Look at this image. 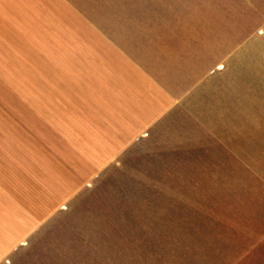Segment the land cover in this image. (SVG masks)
Wrapping results in <instances>:
<instances>
[{"label": "rangeland", "instance_id": "obj_1", "mask_svg": "<svg viewBox=\"0 0 264 264\" xmlns=\"http://www.w3.org/2000/svg\"><path fill=\"white\" fill-rule=\"evenodd\" d=\"M128 18L180 30L188 56L198 49L196 82L168 107L173 123L98 173L82 176L74 157L32 165L30 182L40 167L46 184L60 174L77 186L55 188L62 201L46 203L35 234L0 237V264H226L239 253V219L264 196V0H0V139L37 110L15 103L68 97L61 57L100 36L91 22Z\"/></svg>", "mask_w": 264, "mask_h": 264}, {"label": "crops", "instance_id": "obj_2", "mask_svg": "<svg viewBox=\"0 0 264 264\" xmlns=\"http://www.w3.org/2000/svg\"><path fill=\"white\" fill-rule=\"evenodd\" d=\"M91 24L99 28L100 36H80L68 58L61 57L68 62V68H62L63 61L58 69L68 76V97L14 105L35 106L37 110L24 124L28 125L30 117L36 122L29 128L23 124L20 135L17 129L7 134L9 144L0 139V237L35 234L47 218L46 203L53 204L47 210L54 211L55 204L62 201L55 188L77 186V177L60 174L55 178L64 184H46L39 177L42 163H62V159L74 157L82 176L98 173L108 165V156L129 148L139 150L141 140L155 138L158 122L173 123L168 116L166 119L168 107L181 106L188 83L196 82L195 71L192 79L187 76L190 68L198 67V49L194 48L190 58L188 45L183 43L186 36L173 25L129 18ZM34 164L40 167L36 182H30ZM8 171L17 172L10 184ZM46 189L54 190L45 193ZM260 200L263 202L251 205L254 210L239 219L243 232L238 238L240 251L229 250L226 264H264V196Z\"/></svg>", "mask_w": 264, "mask_h": 264}, {"label": "trees", "instance_id": "obj_3", "mask_svg": "<svg viewBox=\"0 0 264 264\" xmlns=\"http://www.w3.org/2000/svg\"><path fill=\"white\" fill-rule=\"evenodd\" d=\"M220 68H221V67H220ZM63 209H65V207H64Z\"/></svg>", "mask_w": 264, "mask_h": 264}]
</instances>
